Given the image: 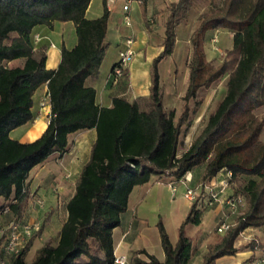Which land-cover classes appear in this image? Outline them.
<instances>
[{
  "label": "trees",
  "instance_id": "16d2710c",
  "mask_svg": "<svg viewBox=\"0 0 264 264\" xmlns=\"http://www.w3.org/2000/svg\"><path fill=\"white\" fill-rule=\"evenodd\" d=\"M91 1L0 0V197L12 201L8 206L12 216L22 219L31 193L27 180L34 168L53 155H65L72 134L91 129L98 133L66 205L68 215L58 243L45 244L31 262L26 261L28 244L8 264H115L114 230L128 210L134 188L154 178L178 182L199 168H203L202 184L225 171L232 173L231 186L239 179L246 182L234 193L244 197V212L207 248L202 264H218L240 251L261 248L253 240L238 249L235 240L248 228L264 227V117L255 115L264 108V0H222L220 6L217 0H208L209 8L191 38L189 84L178 118L175 110L164 106L158 66L173 54L177 28L188 22L195 0H178L166 9L163 50L152 62L147 105L119 97L112 108H100L97 91L86 86L88 78L100 73L111 16L108 0H102L103 15L86 18ZM136 1L145 12L148 0ZM54 22L73 23L77 44L70 50L63 46L58 68L48 70L46 47L36 50L32 33ZM221 29L233 34V45L213 66L205 43L209 33ZM21 59L26 60L24 66L10 68V63ZM226 75L223 100L179 156L183 129L191 125L201 104L198 92L209 90ZM43 85L50 99L46 130L30 143L12 139L13 130L33 120L34 95ZM204 210L197 203L191 205L175 245L163 223H158L164 262L142 250L131 254L129 264H188L194 240L188 237L187 227L201 225Z\"/></svg>",
  "mask_w": 264,
  "mask_h": 264
},
{
  "label": "crops",
  "instance_id": "0c3cea01",
  "mask_svg": "<svg viewBox=\"0 0 264 264\" xmlns=\"http://www.w3.org/2000/svg\"><path fill=\"white\" fill-rule=\"evenodd\" d=\"M170 4H172V2ZM93 5L94 0L91 1L86 12V18L91 20L97 19L103 15V3L101 5L96 4L92 12ZM122 5L123 0H115L109 9L111 16L107 41L109 44L117 42L119 53L124 49L127 38L133 37L135 57L125 76L117 83H114L111 76L113 67L118 59L107 60L105 57L101 64L99 75L86 80V86L97 91L96 103L100 108H112L114 99L119 97H123L125 100L127 99L129 102L137 103L140 106L147 105L151 86L152 62L163 50L160 45L163 33H165L164 26L166 19L162 21V23L159 20L160 18H167L165 14L166 10H163L161 15H158L159 11H153L151 18L148 15V19L141 22L132 19V28H128L124 24ZM133 6L132 3L130 14L132 13ZM167 8L168 6H166V9ZM91 12L92 17L90 16ZM180 27L181 26L177 28V33ZM149 29L151 32H149ZM156 29H160L162 35H158ZM192 34L193 32H191V35ZM32 40L36 45V50H39L41 47H46V68L48 70H55L61 63L62 47L64 46L70 50L77 44L75 26L71 22H54L52 26H38L32 33ZM177 45L178 42L176 43L174 52L171 56H175L177 53ZM167 58L161 61L158 66L160 81L161 66ZM12 63H18L19 65L24 66L26 60L21 59ZM12 63L10 64L12 65ZM176 66L177 64H175L174 70V84H176L178 80V68ZM185 74L186 80L179 91L181 98H183L189 84V68H187V73ZM46 95L47 85H43L34 95V105L32 107L34 116L33 120L26 125L13 130L10 133L12 139L21 143H30L43 135L48 126L50 115L49 99ZM175 101H177L176 98ZM43 102L44 105H42ZM170 105L171 104L164 101L166 109H168ZM97 134L98 133H96L95 129L86 130L85 132L79 131L72 134L69 138V151L65 155L62 157L59 155H53L46 161V163L31 171L27 180L29 191L31 192L30 194H34L36 198L43 199V193L45 192L48 195V193H50L48 192L49 188H52L54 195L49 199V204L45 206L49 213V219H47L48 223L46 226L42 224V231L39 233L40 235L38 234L39 236L32 240L30 244L31 249H29L27 255L31 252L37 242L39 243L36 247L37 251L45 244L47 245V243H50L53 246L58 243L61 228L68 215L66 205L75 194L74 190H76L77 180L83 167L90 159L91 150L95 144ZM50 166H53L54 169L49 168L45 175L41 176L36 173L38 171H43L46 167ZM164 181L165 180H157L154 178L148 184L135 187L131 193L128 210L123 215L120 226L114 230L115 257L117 260H125V262L129 264L133 252L144 250L148 252V254L155 256L160 262L165 261L166 256L158 230V209L161 207L162 202H165V199L167 203L172 200V208L176 206L181 207L180 203L182 201V207L185 208L180 209L184 211L181 212L178 207L180 215L177 216L175 215L176 213H172L180 226L188 215L192 204L185 200L183 194H180L178 197L179 189L174 194L169 183ZM197 182L198 178L196 177V174L193 173V180L191 182L192 186ZM182 193L184 192L182 191ZM32 200V196L30 195L28 202H32ZM59 200L64 201L62 221L59 218L61 210ZM0 201L6 202V200L1 197ZM27 204L21 212L20 217H22V219L25 217ZM30 207H27V209ZM224 211H226L225 208L221 206L206 209L202 213L201 225H190L187 227L188 237H191L194 240V252L188 264H202L203 255H205L207 248L210 245H213L215 241H217V237H219L217 236L219 234H217L215 230L217 229L220 219H222L220 216L224 215ZM28 213L29 211L27 210V214ZM229 219L232 221L233 217L230 216ZM211 222H213L212 226L210 225ZM204 224H207V226L204 227ZM169 238L171 243L175 245L178 240V235L169 234ZM253 240H257L261 244V248H257L254 251H240L235 256L220 259L218 264H264V227L246 229L240 237L235 240V247L239 249L250 244ZM117 260L115 264H119L117 263ZM26 261L28 262L27 259Z\"/></svg>",
  "mask_w": 264,
  "mask_h": 264
},
{
  "label": "rangeland",
  "instance_id": "374dc122",
  "mask_svg": "<svg viewBox=\"0 0 264 264\" xmlns=\"http://www.w3.org/2000/svg\"><path fill=\"white\" fill-rule=\"evenodd\" d=\"M177 1L178 0H148L147 5H146V11L144 12L143 7H141V5L136 0H134L133 1L134 6H133L132 13H131L132 19H136L138 22L147 20L148 15L151 18L153 11H159L158 15L159 14L161 15L163 13L162 11L166 10V6H169L171 2L174 3ZM216 3L220 6L222 5V0H217ZM96 4L101 5L102 0H94L92 12ZM209 5L210 3L208 0H195L194 6L189 13L188 22L182 24L181 27L178 29L177 53L175 54V56H171L167 58L161 66L160 72H161V81H162L163 92H164V101L166 103L171 104L167 110L176 111V118L180 116L182 112V107L184 104V102H182L183 98H181L180 96L181 94L179 91L181 87L183 86L184 81L186 80L185 73H187V68H189L191 58H192V46L193 45L191 44V38L193 34L191 35V32H193V29L195 31V29L199 25L201 14L208 10ZM92 12L90 13L91 17H92ZM165 14L167 16V11L165 12ZM165 19L166 17L164 19L160 18L159 21L162 23V21H164ZM156 31L158 35H162V32L160 31V29H156ZM232 45H233V34L232 33L226 30H223V29L218 30L217 32L209 33L206 39V43H205V52H206L208 61H210L213 66H218L224 59L225 52L231 49ZM105 58L107 60L119 59L117 42H112L111 44H109L108 49L106 51ZM175 64H177L176 67L178 68V71H177L178 80L176 84H174ZM9 66L10 68H13V67L19 66V64L12 63V65L10 64ZM227 80H228V75L221 78L219 82L211 86L212 88H210L209 90L202 89L198 92V99L201 100V104L199 106L197 113L192 118L191 125L189 127H184L183 129L184 131L181 137V143H180V148H179V153H178L179 156H181L182 153L188 149L190 144L200 135L202 130L205 128L209 117L211 116V114H213L216 111L219 103L223 100L226 94ZM175 98L177 99V101H175ZM191 105L194 106V103L192 102ZM255 115L259 118H263L264 108L256 111ZM261 139L262 140L264 139V131L262 133ZM49 168L54 169L53 166H50V167H46V169H44L43 171H38L36 173L43 176L47 173ZM202 171H203V168H199V170L197 169L194 172L196 174V177L198 178V182L195 185L193 184V186L192 184H189L190 187H195V186L202 184L201 183V175L203 173ZM164 182L169 183L170 180L167 179ZM245 184H246L245 179H239L237 181H234L230 189L227 191V194L237 193L238 192L237 190H241V187L243 188ZM177 187L181 191V193L180 191H178V197H179L180 194L181 195L183 194L182 191L183 192L185 191V186L178 185ZM48 192H50L48 193V195L45 192L43 193V199L36 198L34 194H30L33 200L32 202H28L26 206V213L24 217L25 221L39 222L41 223V225L43 224L44 226H46V224L48 223L47 219H49L48 217L49 213L45 206L49 204V201H50L49 199L54 195L52 188H49ZM241 199H242V204H243L241 206V212L243 213L246 207V203H245L243 196ZM38 201H40L41 203L39 204ZM171 201L167 203L165 199V202H162L161 207L158 209V214H159L158 223L162 222L164 226H166L165 227L167 228L166 231L167 230L169 231V233L167 231L168 235L169 234L178 235V231H179L181 224L179 226L178 221H176L175 216L172 215V213L173 214L176 213L175 215L179 216L180 215L179 209L180 208L183 209L185 207H182L183 202L181 201L180 203L181 207L176 206L172 208ZM11 202L12 201H8V202L0 201V209H2L3 206H6L5 210L0 212V230L6 228L9 225V223L15 219V217L12 216L11 214L10 208L8 207ZM63 202H64L63 200H59V203L61 205L59 218L61 221H62L63 212H64ZM27 207H30V208L27 209ZM181 209L180 211L183 212L184 210H181ZM8 210H10V212H8ZM27 210L29 211L28 214H27ZM228 212L229 211L226 209V211L223 212L224 215H221L220 218H223V217L226 218V216H228L229 214ZM182 215H186V214H182ZM234 221H235V218L233 217V220H232L233 224H234ZM210 225L212 226L213 222H211ZM206 226L207 224H204V227ZM188 232L190 233L189 230ZM215 232L217 233L216 230ZM217 236H220V235H217ZM31 242L29 244H31ZM37 245H39L38 242L35 244L31 252L26 256V259L28 260V262H31L34 260L37 254V250H36ZM29 249L31 248L29 247L28 251Z\"/></svg>",
  "mask_w": 264,
  "mask_h": 264
},
{
  "label": "built area",
  "instance_id": "2783aa9c",
  "mask_svg": "<svg viewBox=\"0 0 264 264\" xmlns=\"http://www.w3.org/2000/svg\"><path fill=\"white\" fill-rule=\"evenodd\" d=\"M134 0H123V20L128 28H132L131 18V4ZM115 0H108V9ZM133 37L127 38L125 47L119 52V59L116 66L112 70V78L114 83L119 82L126 74L128 68L135 57L133 49ZM46 97L49 99V95ZM44 105V102L42 103ZM50 105V99H49ZM193 180V174L188 173L183 179L178 182L170 181L169 185L172 192L175 194L178 190V185L185 186L183 196L190 204L197 203L200 209H211L216 206H221L229 212L226 218H222L217 226V233H226L233 222L229 219L231 217H238L241 215L242 197L234 194H227L231 187L232 173L229 171L219 173L214 179L205 184H200L195 187H190ZM40 204L41 202L38 201ZM10 212V210H8ZM42 230V225L39 222L25 221L24 219H14L9 225L0 230V264H8V262L18 255L21 251L26 249L28 244L34 237ZM119 264H127L125 260H117Z\"/></svg>",
  "mask_w": 264,
  "mask_h": 264
}]
</instances>
